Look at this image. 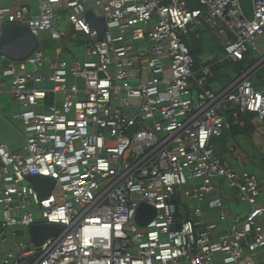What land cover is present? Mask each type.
Masks as SVG:
<instances>
[{
  "label": "built area",
  "instance_id": "obj_1",
  "mask_svg": "<svg viewBox=\"0 0 264 264\" xmlns=\"http://www.w3.org/2000/svg\"><path fill=\"white\" fill-rule=\"evenodd\" d=\"M37 1L0 0V36L19 24L85 55H49L45 41L23 61L0 52V96L25 137L18 152L0 145V264H260L264 171L215 142L242 115L264 125V0L252 21L239 0ZM205 29L233 65L258 58L217 92L188 44ZM142 204L156 211L145 227ZM37 224L64 229L38 247Z\"/></svg>",
  "mask_w": 264,
  "mask_h": 264
},
{
  "label": "water",
  "instance_id": "obj_2",
  "mask_svg": "<svg viewBox=\"0 0 264 264\" xmlns=\"http://www.w3.org/2000/svg\"><path fill=\"white\" fill-rule=\"evenodd\" d=\"M240 6L244 16L252 21L254 18L253 0H239ZM91 11L87 12V17H92ZM105 29V24H104ZM102 39V36L100 40ZM18 44H24L20 48L23 51L17 52L14 47ZM40 48L38 38L31 34L25 27L19 24L6 25L0 36V52L2 56L10 59L11 61H23L30 57L35 51ZM18 118V117H17ZM25 137L20 129H18L9 119L0 114V145H6L12 152H18L23 149ZM29 182L41 190L42 183H55L49 178L41 176H32L28 178ZM47 195H43L45 198ZM156 211L146 204H142L137 214V221L141 226H147L155 217ZM63 226L58 224H37L31 227L30 234L32 242L36 246H41L46 240L52 237L59 236L63 231ZM3 229L0 225V235Z\"/></svg>",
  "mask_w": 264,
  "mask_h": 264
},
{
  "label": "rangeland",
  "instance_id": "obj_3",
  "mask_svg": "<svg viewBox=\"0 0 264 264\" xmlns=\"http://www.w3.org/2000/svg\"><path fill=\"white\" fill-rule=\"evenodd\" d=\"M37 3H38V1L34 0V4H37ZM95 11L99 17H102L100 10H95ZM203 36H204V38H203L204 47H203V52L200 55L201 66L213 61L214 59H217V60L224 59L225 53L223 52L222 48H220L219 45L216 43L213 32L208 30V29H205ZM38 40H39L40 44L43 43L44 41H46L45 45L43 46V50L47 54H51L54 50H58L60 48V42L50 40L47 34H44V33L40 34ZM81 42L82 41H80V43L78 45L75 42L68 44L67 50L65 51L66 55H65V57H62V58H66L67 60H71L72 58H74V56H77V57L80 56L81 58L84 57V55H85L84 45ZM19 46L22 47V46H24V44H18L14 47V49H18ZM257 59H258L257 55L253 52H250L247 56L246 62L243 64L244 69H248L249 67L253 66L257 62ZM238 73H239V71H238L236 66H234L230 63H226L223 66L222 70L216 72V78H215L214 84H213L214 91L217 92L220 89L228 86L229 82L232 81L237 76ZM257 78H258V83H261L262 80H264V69H261L259 71ZM6 90L7 89H5L4 91H6ZM0 100H1L0 112L4 116L9 118L11 116L19 115L20 109L17 108L15 105L17 103L10 102V98H9L8 94L1 95ZM15 125H17V127H19V129L24 134L23 128L21 127V122L19 120L15 121ZM258 127H259V130H258L257 134L264 139V125L258 126ZM231 141L229 140L226 143H223L221 140L216 141L215 144H217L216 145L217 154H221L222 151L224 152L225 150H228L231 147ZM238 143H239V147L242 149V151L244 152V150H247L248 152H246V153L250 155L249 158L251 159V161H244V164L247 166V169L250 171H254V172H257V170H262L264 168V162H263L264 161V151H263L264 144L261 145L262 147L256 148V146H254V144H253L254 141L252 139H250V137H247V136L239 137ZM222 144H224V145H222ZM257 166H259V167H257ZM218 181H219V179L215 180V182H218ZM223 190L226 191L225 188ZM229 190H230V188H229ZM236 205H237L236 202L232 203V207L235 210H238L240 206L237 205L238 206L237 207ZM29 235H30V233H28V236ZM6 236L10 240H12L11 236L9 237V235H7V234H6ZM3 238H5V235L1 237V240ZM17 242H19V240H17ZM0 243H1V241H0Z\"/></svg>",
  "mask_w": 264,
  "mask_h": 264
},
{
  "label": "crops",
  "instance_id": "obj_4",
  "mask_svg": "<svg viewBox=\"0 0 264 264\" xmlns=\"http://www.w3.org/2000/svg\"><path fill=\"white\" fill-rule=\"evenodd\" d=\"M60 42V48L58 49V50H54L51 54H49V55H53V56H60V57H65V51L67 50V46H68V44H70V43H72L73 41H70L69 39H66L65 41H59ZM45 43H46V41L44 42V45H45ZM66 59V58H65ZM215 60V59H214ZM213 60V61H214ZM226 63H230V64H232L231 62H229V61H226L225 60V58L224 59H222V60H218V62H216V63H214L213 65H221V70L223 69V66L226 64ZM214 74H215V72H214ZM256 78V82H257V84H260V83H258V78L257 77H255ZM235 79V78H234ZM231 82V81H230ZM229 82V83H230ZM1 101V100H0ZM10 102H12V103H16V102H13L11 99H10ZM16 105V107L17 108H19V105H18V103L17 104H15ZM1 106V105H0ZM3 115V114H2ZM6 117V116H5ZM7 119H9L14 125H15V121L16 120H18L17 119V115H15V116H11V117H6ZM248 118H251L252 119V123H255V116L254 115H249L248 116ZM16 127H17V125H15ZM255 127H256V132L254 133V134H252L251 136H250V139H252L253 141H254V146H256V148L257 147H262L261 145H263L264 144V139L262 138V137H260L257 133H258V130H259V127H257L256 125H255ZM18 129H19V127H17ZM243 136H246V135H243V134H241V135H239L238 137H236V138H231L230 139V141H231V147L232 146H234L235 147V149H236V152H237V154L240 156V158L242 159V161H251V159L249 158V154H247L246 152H248L247 150H244V152L242 151V149L239 147V143H238V138L239 137H243ZM216 143V142H215ZM226 151V150H225ZM263 151H264V148H263ZM259 152V151H258ZM253 156V155H252ZM257 167H259V166H257ZM258 172H262L261 170H257ZM237 206V205H236ZM238 207V206H237ZM239 210V209H238ZM259 262H260V264H264V251H262L261 253H260V257H259Z\"/></svg>",
  "mask_w": 264,
  "mask_h": 264
},
{
  "label": "trees",
  "instance_id": "obj_5",
  "mask_svg": "<svg viewBox=\"0 0 264 264\" xmlns=\"http://www.w3.org/2000/svg\"><path fill=\"white\" fill-rule=\"evenodd\" d=\"M203 42H204L203 40H200L198 42L190 41V43H188L189 44V47L191 49V52L194 55L195 60H196V68H199L201 66V63H200L201 62L200 55L203 52V47H204ZM216 62H218L217 59H215L214 61H211V62H209V63H207L205 65H212V64H214ZM243 64L244 63H240V64H237V65H234V66L237 67L239 73H240L241 70L244 69ZM220 70H221V65H214L213 66V71L215 72V78H216V72L217 71H220ZM248 116L249 115H242V119L246 120V127H244L243 129L233 128L230 132H227L219 140H221L223 143H226L231 138H233V137L236 138V137H238L241 134L246 135L247 137H250L252 134H254L256 132L255 123H252V119L251 118H248ZM219 140H217V141H219ZM222 145H224V144H222ZM222 153H223V151H222ZM261 171H264V168Z\"/></svg>",
  "mask_w": 264,
  "mask_h": 264
}]
</instances>
